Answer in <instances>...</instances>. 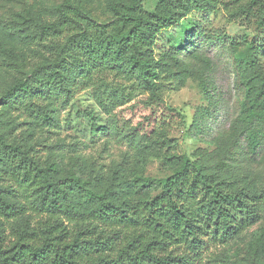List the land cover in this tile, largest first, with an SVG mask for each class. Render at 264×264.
<instances>
[{
    "label": "trees",
    "instance_id": "1",
    "mask_svg": "<svg viewBox=\"0 0 264 264\" xmlns=\"http://www.w3.org/2000/svg\"><path fill=\"white\" fill-rule=\"evenodd\" d=\"M220 2L157 0L148 8L146 0H113L108 22H99L80 4L62 2L53 9L58 21H42L40 31L29 21L18 31L30 44L45 35L58 38L65 28L66 43L48 44L50 64L8 84L0 105L28 97L39 101L58 90L69 94L78 77L86 83L107 72L134 77L137 87L162 101L159 81L174 55L160 46L164 36L172 44V29L195 11H215ZM224 5L232 16L256 8L264 31V0ZM263 55L260 34L235 56L244 96L230 134L216 138L213 152L195 159L185 153L166 157L175 165L166 176L119 179L115 172L108 182L85 177L0 132V264H224L211 247L226 245L264 218V185L256 187L250 170L230 161L232 148L243 142L250 152L264 151ZM167 108L172 119L175 109ZM166 123L155 127L170 146ZM246 260L264 264V226Z\"/></svg>",
    "mask_w": 264,
    "mask_h": 264
},
{
    "label": "rangeland",
    "instance_id": "2",
    "mask_svg": "<svg viewBox=\"0 0 264 264\" xmlns=\"http://www.w3.org/2000/svg\"><path fill=\"white\" fill-rule=\"evenodd\" d=\"M65 1L90 9L99 22L113 19L109 9L113 0H0V93L12 81L27 78L38 65L50 64L48 44L60 48L66 43L65 28L58 38L45 35L41 43L30 44L23 40L26 33L18 31L29 21L39 31L42 21H58L53 9ZM156 1L146 0L147 7L153 8ZM224 3L231 6L233 0H222L215 11H195L185 18L170 31L172 44L164 36L160 46L174 55L159 81L162 101L137 87L132 76L93 74L91 80L84 79L86 83L78 77L69 94L58 90L39 101L28 97L15 105H0V132L10 142L34 147L43 160L104 182L115 172L119 179L166 176L175 166L166 157L185 153L195 159L213 152L216 138L230 134L244 96L235 56L246 42L264 34L256 8L250 15L232 16ZM167 106L175 109L172 119L167 117ZM163 119L170 146L155 127ZM231 151L232 164L250 170L253 184L263 186L264 151L250 152L245 142ZM262 226L264 218L242 236L210 250L220 251L224 264H247V253Z\"/></svg>",
    "mask_w": 264,
    "mask_h": 264
}]
</instances>
